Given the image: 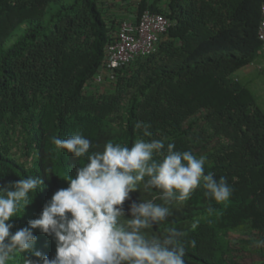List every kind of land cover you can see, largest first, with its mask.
<instances>
[{"label":"trees","instance_id":"obj_1","mask_svg":"<svg viewBox=\"0 0 264 264\" xmlns=\"http://www.w3.org/2000/svg\"><path fill=\"white\" fill-rule=\"evenodd\" d=\"M115 1L0 0V185L44 180L12 219V231L38 218L63 180L68 187L87 163L58 149L53 136L66 139L79 131L92 142L90 152L103 151L108 142L131 147L157 139L206 156L205 173L226 177L233 192L217 202L197 188L187 201L171 204V215L146 235L184 232L185 264H264V245L257 243L264 240V110L235 76L263 47L264 0H125L134 21L150 9L173 24L156 53L119 69L114 82L90 83L123 20L114 14ZM138 122L149 125L150 137ZM19 133L23 160L9 142ZM161 195L141 186L131 197L163 204ZM131 202H125L126 212ZM234 231L258 244L259 261L234 258ZM34 232L35 249L53 258L54 237ZM25 255L17 253L8 264H24Z\"/></svg>","mask_w":264,"mask_h":264},{"label":"clouds","instance_id":"obj_2","mask_svg":"<svg viewBox=\"0 0 264 264\" xmlns=\"http://www.w3.org/2000/svg\"><path fill=\"white\" fill-rule=\"evenodd\" d=\"M136 127L152 135L144 122ZM51 142L74 157H86L87 163L67 180L68 187L52 195L38 218L14 232L12 219L30 204L44 180L27 177L0 185V264L17 253L26 254L24 264H185L184 232L168 228L159 238L148 237L145 230L171 215L166 205L187 201L197 188L217 202L228 201L233 192L226 177L217 180L205 173L206 156L177 151L175 143L139 139L128 147L108 142L103 151L90 152L92 142L79 131L66 139L53 136ZM141 186L161 190L164 203L133 201L131 194ZM126 201H132L127 212ZM37 229L54 237L53 258L35 249ZM257 243L264 245V240ZM195 244L192 240L191 246Z\"/></svg>","mask_w":264,"mask_h":264},{"label":"built area","instance_id":"obj_3","mask_svg":"<svg viewBox=\"0 0 264 264\" xmlns=\"http://www.w3.org/2000/svg\"><path fill=\"white\" fill-rule=\"evenodd\" d=\"M172 24L164 13L150 9H145L138 21L123 19L105 47L102 66L89 82L102 85L116 81L119 69L158 51L161 40ZM258 34L264 49V2Z\"/></svg>","mask_w":264,"mask_h":264},{"label":"rangeland","instance_id":"obj_4","mask_svg":"<svg viewBox=\"0 0 264 264\" xmlns=\"http://www.w3.org/2000/svg\"><path fill=\"white\" fill-rule=\"evenodd\" d=\"M108 4V9H114V3ZM115 8L117 9V7ZM254 61H256L257 63H259V61H263L264 63L263 55L259 53ZM235 76L239 78L242 84L252 90L259 106H261V108L264 110V72L257 69V71L255 70L250 75L246 76L244 71L239 70ZM10 136L11 137L9 142L10 144H12L13 151L21 160H23L25 157L22 155L21 151L22 136L20 135V133L18 135L11 134ZM63 187H67V182L65 179L63 180ZM171 204L173 206H177L179 203L178 201H174ZM170 205L166 206L170 207ZM229 240L231 243H233L231 247H233L232 255L234 256V258L245 263H253L261 259L258 244L256 242L251 243L249 241L250 238L243 234L241 231H234L233 233H231Z\"/></svg>","mask_w":264,"mask_h":264},{"label":"crops","instance_id":"obj_5","mask_svg":"<svg viewBox=\"0 0 264 264\" xmlns=\"http://www.w3.org/2000/svg\"><path fill=\"white\" fill-rule=\"evenodd\" d=\"M165 1L166 0L161 1V4L162 5H164V4L166 5ZM128 2L129 1H125V0L124 1L116 0L115 1V3H116L115 7H117V10L115 11L114 14H117V16L121 17L122 19H129V20H133L134 21V20H136V17H135L134 14L129 12L130 9H131V6L128 4ZM120 7H122V8L120 9ZM124 8H128L129 10L126 11ZM259 53H261L263 55V57H264V49H263V47L260 49ZM257 69L264 72V63H263V61H259V63H257L256 61H252L251 63L243 66L240 70L244 71L245 75L247 76V75H250L255 70L257 71Z\"/></svg>","mask_w":264,"mask_h":264}]
</instances>
